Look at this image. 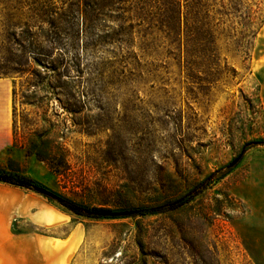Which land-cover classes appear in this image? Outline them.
Masks as SVG:
<instances>
[{"label":"rangeland","instance_id":"374dc122","mask_svg":"<svg viewBox=\"0 0 264 264\" xmlns=\"http://www.w3.org/2000/svg\"><path fill=\"white\" fill-rule=\"evenodd\" d=\"M171 9L167 35L142 24L96 51H64L54 91L34 62L0 75V170L42 186L51 196L19 189L46 223L61 220L13 221V233L60 239L69 264H264V0H180L177 35ZM1 14L0 66L22 59L3 50ZM192 190L143 215L88 218L57 200L126 213Z\"/></svg>","mask_w":264,"mask_h":264},{"label":"trees","instance_id":"16d2710c","mask_svg":"<svg viewBox=\"0 0 264 264\" xmlns=\"http://www.w3.org/2000/svg\"><path fill=\"white\" fill-rule=\"evenodd\" d=\"M0 4L3 50L12 53L11 49L14 48L15 51H20L22 58L16 60L9 56L4 57L6 65L0 66V75L14 72L21 77L29 73L31 63L34 62L44 72V76L41 77V73L35 71L31 74L53 91L60 88L54 84L57 78L64 76V71H61L60 67L67 69V61H70L64 51H96L99 46H109L118 40L117 36L120 38L128 36L131 28L140 27L142 24L147 28L157 26L158 30L167 35V0H0ZM171 5L172 31L177 35L180 27V0H171ZM101 22L113 23L117 28L99 27ZM126 22L129 25L124 27ZM103 38L109 41L105 42ZM29 81L28 78L27 81L19 82L18 86L27 87ZM52 94L61 104L58 97L62 94L55 92ZM15 97L16 87L13 81L11 89L13 104ZM64 108L67 109L66 106ZM12 115L14 144V114ZM0 183L43 195L49 194L31 178L5 170H0ZM194 192L189 191L163 205L143 207L126 213L80 207L61 199L57 200L73 214L98 218L116 214H152L176 209L191 201L195 196Z\"/></svg>","mask_w":264,"mask_h":264},{"label":"crops","instance_id":"0c3cea01","mask_svg":"<svg viewBox=\"0 0 264 264\" xmlns=\"http://www.w3.org/2000/svg\"><path fill=\"white\" fill-rule=\"evenodd\" d=\"M264 31V23L261 28ZM6 137L5 143H11ZM33 200V201H32ZM36 198L22 192L17 187L0 183V264H69L60 256L57 238H45L37 233H13V221L16 224L30 222L34 226L50 228L60 223L55 216L52 223H46L38 215L42 205H36Z\"/></svg>","mask_w":264,"mask_h":264},{"label":"water","instance_id":"95a60500","mask_svg":"<svg viewBox=\"0 0 264 264\" xmlns=\"http://www.w3.org/2000/svg\"><path fill=\"white\" fill-rule=\"evenodd\" d=\"M240 157V156H239ZM238 157V158H239ZM236 163V161H232V163L230 164V166H233ZM48 196H51V194H48Z\"/></svg>","mask_w":264,"mask_h":264}]
</instances>
